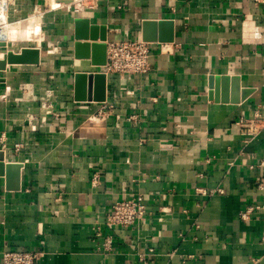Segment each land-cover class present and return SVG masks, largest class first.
I'll list each match as a JSON object with an SVG mask.
<instances>
[{
  "label": "crops",
  "instance_id": "0c3cea01",
  "mask_svg": "<svg viewBox=\"0 0 264 264\" xmlns=\"http://www.w3.org/2000/svg\"><path fill=\"white\" fill-rule=\"evenodd\" d=\"M15 1L50 21L29 47L40 51L39 65L0 70V154L20 173L16 191L0 177V258L9 250L43 253L41 264H264L256 189L264 172L249 169L264 162V128L245 144L234 126L264 117V2L89 0L74 13L54 0L49 9L44 0ZM77 16L104 26L106 42L140 38L143 20L174 22L173 43L151 44L146 74L106 76L114 109L103 120L94 117L99 103L73 100L74 74L102 71L73 58ZM26 25L30 37L18 41L39 34ZM223 76L226 101L220 86L215 102L210 79ZM231 79L238 96L249 91L238 103ZM131 195L145 199V219L103 225L110 206ZM256 203L259 211L240 220Z\"/></svg>",
  "mask_w": 264,
  "mask_h": 264
},
{
  "label": "built area",
  "instance_id": "2783aa9c",
  "mask_svg": "<svg viewBox=\"0 0 264 264\" xmlns=\"http://www.w3.org/2000/svg\"><path fill=\"white\" fill-rule=\"evenodd\" d=\"M86 0H73L71 4L66 6L68 12L77 13L85 6L83 2ZM264 2V0H262ZM9 0H0V8ZM89 7V6H86ZM7 45V44H6ZM150 48L151 44L141 41L140 38H130L119 41L106 42V63L102 67V73L106 76L117 75L119 77H134L146 74L150 67ZM113 104L107 101L98 104V108L94 114L96 119H106L112 115ZM131 122H135V118L130 117ZM239 134L245 144L255 139L264 128V117L255 112L252 118H240L234 123ZM1 148H4L3 140H0ZM262 169L264 172V162L260 161L255 166H249V169ZM92 186L98 184V176L95 174L92 178ZM256 189L264 194V173L258 180ZM219 192V191H218ZM221 193V191H220ZM203 195H207L202 193ZM144 198L140 195H131L120 201L113 203L109 211L105 215L103 225L108 227L133 228L140 224L145 218L146 205ZM261 206L256 204L247 205L239 212V219L246 222L254 216ZM94 238H102L101 225L96 224L93 227ZM264 244V233L260 239ZM110 238H104L103 247L108 250L110 248ZM43 253L33 251H9L4 250L1 253L0 264H41ZM258 260L252 259L250 264H257Z\"/></svg>",
  "mask_w": 264,
  "mask_h": 264
},
{
  "label": "water",
  "instance_id": "95a60500",
  "mask_svg": "<svg viewBox=\"0 0 264 264\" xmlns=\"http://www.w3.org/2000/svg\"><path fill=\"white\" fill-rule=\"evenodd\" d=\"M69 5L73 0H55ZM100 32V33H99ZM73 58L87 60L93 68H102L106 63V28L91 24L86 18L73 19ZM140 39L145 43L168 44L174 41V22L171 20H143L140 24ZM7 45L0 41V49H5V54L0 60V70L10 65H39L40 51L37 48H22L19 52L6 50ZM211 88L214 101L218 102V88H222L221 102L226 101L225 89L228 78H211ZM237 79H231L233 98L231 103H238L246 98L249 91H242L237 95ZM73 100L76 102L102 103L106 101V75L102 72L75 73L73 76ZM88 88V90H87ZM0 177L5 178L6 189L16 191L19 187V165L2 162L0 154Z\"/></svg>",
  "mask_w": 264,
  "mask_h": 264
},
{
  "label": "rangeland",
  "instance_id": "374dc122",
  "mask_svg": "<svg viewBox=\"0 0 264 264\" xmlns=\"http://www.w3.org/2000/svg\"><path fill=\"white\" fill-rule=\"evenodd\" d=\"M43 3H45V8H48V5L46 4L47 3L46 0H44ZM83 3L85 6L90 5L89 0H87ZM9 4H10L9 10H11V15L9 13L8 17H9V20H11V22H13V23L15 22L14 24L13 23L10 24L11 26L13 25V27L17 28V27H20L19 25H21V24L26 25V23L27 24L32 23L35 26L39 25L40 32L37 35L31 34V38L29 41L28 40H21V41H18L16 43H10L9 44L10 48H8V50L14 49L16 51H20V49H22V48H29L31 46H34V44H36V43L39 44L41 42V40H44V38H45L44 34L48 30V27H49L48 23L50 21V20L49 21L47 20L48 17H45L46 14L39 17L38 15H36V12L33 13V12L20 11L21 7L19 6V3L15 0L14 1L10 0ZM51 7L55 8L56 5L51 6ZM31 16L32 17L35 16V17L30 18ZM9 20H7V22L5 23V25L2 28L7 27Z\"/></svg>",
  "mask_w": 264,
  "mask_h": 264
},
{
  "label": "bare ground",
  "instance_id": "6f19581e",
  "mask_svg": "<svg viewBox=\"0 0 264 264\" xmlns=\"http://www.w3.org/2000/svg\"><path fill=\"white\" fill-rule=\"evenodd\" d=\"M9 3H10V0H9ZM9 3L6 2L3 5V7L1 6L0 8V41L5 42L6 44L18 42V40L20 39V37H22L23 34H24V37H30V30L28 28V25L21 24L19 25L20 27H17V28L13 27V25L12 26L10 25L13 22H11V20H9V17H8L9 13L11 15V10H9L10 8ZM7 20H9L7 27L2 28L7 22Z\"/></svg>",
  "mask_w": 264,
  "mask_h": 264
}]
</instances>
